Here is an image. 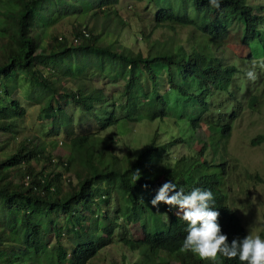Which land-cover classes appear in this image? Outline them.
<instances>
[{"label": "trees", "instance_id": "trees-1", "mask_svg": "<svg viewBox=\"0 0 264 264\" xmlns=\"http://www.w3.org/2000/svg\"><path fill=\"white\" fill-rule=\"evenodd\" d=\"M83 1L10 0L19 15L0 26V132L19 135L15 120L26 107L12 95L9 82L22 76L34 92L29 99L40 100V115L51 124L46 136L53 138L38 143L19 137L15 152L0 156V264H89L112 242L136 253L128 264H212L179 251L187 222L176 215L178 206L151 202L168 181L185 194L210 190L228 242L248 236L223 190L229 165L218 150L226 149L243 107L245 96L236 94L245 93L250 106L258 102L243 66L250 70L255 61L264 75L259 67L264 62V0H221L219 9L209 0H148L157 9L149 19L152 26L134 31L136 41L141 36L147 46L138 51L119 41L132 26L118 14L121 0ZM86 14L91 24L79 18ZM70 16L77 21L69 34L48 32ZM162 27L173 35L152 42ZM180 27H189L188 42L176 44ZM232 33L249 50L247 56L227 51ZM92 67L107 74L111 92L78 77ZM70 78L79 83L69 85ZM72 108L83 124L75 132ZM220 111L216 121L208 119ZM171 115L177 126L169 124ZM122 120L158 124L149 141L133 152L112 134ZM205 124L218 135L211 145L208 135L199 138L196 132ZM63 132L62 143L70 149L65 157L50 148ZM104 132L110 134L101 140ZM186 143L189 155L176 156V148ZM194 143H202L201 149ZM250 143L263 144L264 134ZM71 171L74 178H65ZM137 171L140 179L133 183ZM133 223H141L142 237L131 236ZM66 235L74 241L70 249L62 240ZM218 264L241 262L221 256Z\"/></svg>", "mask_w": 264, "mask_h": 264}, {"label": "rangeland", "instance_id": "rangeland-1", "mask_svg": "<svg viewBox=\"0 0 264 264\" xmlns=\"http://www.w3.org/2000/svg\"><path fill=\"white\" fill-rule=\"evenodd\" d=\"M71 1H78L80 4L84 3L83 0ZM116 9L118 14H121L122 17L129 22V26L132 25L130 26L131 28L126 27L124 29L119 41L127 48L134 51H138L140 49L145 50L147 46L141 36H139V41H136L133 34L136 28L140 29L141 27H144L148 29L152 26L149 19H152L154 16V12L157 9L156 5L153 3L148 4V0L135 3L129 0H121L120 4L116 6ZM91 13L92 12H90V14ZM90 14H86V16L79 18H81L84 23L88 22L91 24L92 22L89 19ZM16 15H19L18 7H15L10 0H0V26L7 25L9 18L15 17ZM77 16H70L69 18L61 19L58 23L49 28L48 32H51V34H69L71 32L72 24L77 21ZM141 19L145 21H140ZM189 30V27H180L177 30V34L175 33V43H185L187 41ZM172 35L173 34L169 31V28L162 27L157 29L152 35L151 41L154 42L155 40H159L163 42ZM47 38H50V36L46 37L44 44L48 42ZM226 47L230 54L236 55L235 57H245L249 52V50L242 45L238 36L233 33L228 39ZM250 68L252 67L250 66ZM243 69L247 72L248 66H243ZM261 71L256 70L255 68V72L258 77L254 82L251 81L254 83V92L258 95L257 104L250 106L248 103L249 100L246 99L248 96H246L245 93L236 94L239 98L245 96L243 100H241L243 102V107L241 110L239 107L238 111L240 112L237 115L236 121L233 123L234 128L231 135L228 137L226 149L221 147L218 150L219 153H223L225 155L224 159H226V164L229 165L227 176L224 177L223 181V190L226 192L228 197L227 201L236 209L238 214L241 215L242 221L246 224L244 225L248 235L251 230L253 235L259 236L264 233V143L260 145H251L250 142L257 135L264 134V75ZM106 75L107 74L105 72H101L97 67H92L89 68L87 74L81 73L78 77L85 79L90 86H107V92H111L113 90L112 83L108 78H106ZM73 79L75 78L68 79V84L71 86H74L75 83H79V81ZM245 82L248 84L250 83V80L246 77ZM9 85L13 90L12 95L20 99L26 107V114L15 120L19 131L18 136L14 137L11 133L0 132L1 157H5L15 152L19 144V137L26 136L38 143H46V141L53 139L51 136H46L51 124L48 122L50 120H46L40 115V100L29 99L31 94L34 93L33 90L31 91L30 89V82H27V80L24 81V77L20 76L18 78H14L12 82L10 81ZM224 98L226 99L227 97ZM67 106H70V104ZM70 112H73V108ZM73 113L75 114L76 123H78L74 125L75 132L81 127L80 124L82 123L79 124L78 122L79 112L76 110V112ZM220 115L221 111L211 114L208 119L210 121H216ZM123 116H125V112H120V117ZM170 117L171 118L168 120L169 124L177 126L175 124L176 118L173 115ZM226 119L228 120V116ZM157 124V121L149 123L145 120H122L118 129H116L112 134L117 138L122 137L124 141L130 144L133 152H138L154 134L157 129ZM71 125L73 126V124ZM178 129H180V126ZM196 132L201 133L202 136L199 138H205L206 135H208L206 141L210 145L212 140L215 138L214 136H217L218 138V135H212L214 129L209 127L207 124H205L202 129H198ZM109 134L110 132H104L99 138L102 140ZM190 135L191 134L188 133V136ZM58 140V145L54 148H50L55 155H61L63 157L68 156L70 154V149L62 143L66 140V133L63 132ZM121 143L122 147H125L123 145V141H121ZM192 147H196L199 150L202 147V143L195 145L192 144ZM118 148L120 147L118 146ZM191 151L192 149H190L188 143H186V145L176 148L175 154L176 156L189 155ZM207 157L211 158L210 152L207 154ZM69 177L74 178L73 171L65 174V178ZM140 226L141 223H133L131 225L130 229L132 237L135 235L139 237L143 236V230ZM261 238L264 239V235L261 236ZM62 240L69 249L73 247L74 241L71 240V236L66 235L65 239ZM135 255L136 253L134 251L130 250L122 243L112 242L107 245L106 248L102 249L89 264H123V256H127L126 264H128V262H133L136 257ZM173 264H177L176 261H173Z\"/></svg>", "mask_w": 264, "mask_h": 264}, {"label": "clouds", "instance_id": "clouds-1", "mask_svg": "<svg viewBox=\"0 0 264 264\" xmlns=\"http://www.w3.org/2000/svg\"><path fill=\"white\" fill-rule=\"evenodd\" d=\"M209 4L219 9L221 0H209ZM256 67L257 64L253 61L252 68L245 73L253 82L257 79ZM259 67L264 69V62ZM139 179V171L133 173V183ZM161 202L172 207L178 206L176 215L187 222V235L179 249L181 253L191 252L200 260L211 261L212 264H218L221 256L238 258L241 264H264V239L261 238L264 233L261 236L253 235L250 230L247 237L236 238L229 243L218 223L220 213L213 210L215 198L210 190L195 188L185 194L182 188L177 191L176 183L168 181L159 188L151 203L158 206Z\"/></svg>", "mask_w": 264, "mask_h": 264}]
</instances>
